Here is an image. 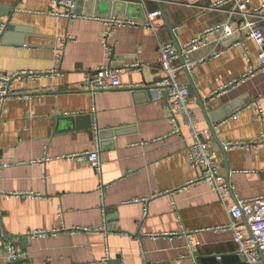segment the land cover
<instances>
[{"label":"crops","instance_id":"crops-1","mask_svg":"<svg viewBox=\"0 0 264 264\" xmlns=\"http://www.w3.org/2000/svg\"><path fill=\"white\" fill-rule=\"evenodd\" d=\"M245 1L255 10L264 5ZM76 2L81 18L69 20L53 15V0H0V72L46 74L18 76L14 95L0 103V159L8 164L0 178V264H108L118 257L116 264H248L233 233L217 228L230 224L228 210L238 201L264 197V72L229 87L260 67L261 48L238 34L220 44V57L209 45L190 55V71L178 73L200 97H190L198 129L213 137V127L224 146L213 137L228 197L196 180L189 132L174 133L168 100L153 91L163 77L160 43L181 49L209 28L235 25L236 2ZM157 10L171 30L160 17L158 33L137 25L106 36L96 19L144 23ZM104 66L124 86L92 96L83 78ZM97 150L101 179L86 161L63 158ZM39 230L47 234L31 236ZM8 245L23 259L8 261Z\"/></svg>","mask_w":264,"mask_h":264},{"label":"built area","instance_id":"built-area-1","mask_svg":"<svg viewBox=\"0 0 264 264\" xmlns=\"http://www.w3.org/2000/svg\"><path fill=\"white\" fill-rule=\"evenodd\" d=\"M128 2H137L146 0H126ZM236 2L235 9L230 11V16L236 19V26L233 22L226 23L223 26L209 28L199 37L190 41L189 44L182 47L180 50L174 44L161 42L159 52L161 55V70L163 73L162 81L157 85L154 91L156 100L166 96L168 107L171 113L174 126V133H181L182 129L189 132L190 145V164L195 169L199 170L197 181L207 183L214 192L218 193L222 198L229 196L230 186L224 181L223 176L219 173V167L213 155V137L211 133L204 132L198 129L196 123L195 112L190 107V93L188 87L179 82L178 73L181 70L190 71L192 63H188L190 55L209 45L214 46V56L220 57L223 51H219L220 44L228 39L235 37L238 34H244L246 38L257 43L261 48L259 59L261 60L260 67L257 69L250 68L243 74L242 79L233 80L229 87L239 85L247 80L256 72H264V34L260 26V18L264 12V5L257 10L251 9L245 0H234ZM54 10L53 15L63 17L69 20L81 18V15L75 12L77 7L76 0H53ZM64 8V11L61 9ZM161 17V11H154L147 15L144 23L139 20L133 21L124 17H108L98 19L107 26L106 36L115 31L117 28L124 26L145 25L154 33H158L160 25L157 23ZM213 38V39H212ZM185 63H183V61ZM134 67L139 68L141 64H136ZM27 75L30 77H41L46 74L29 71L19 72L18 74L9 75L0 72V103H5L13 94V80L18 76ZM124 85L119 80V75L111 67L104 66L96 70L88 71L82 82V89L85 92L91 93L92 96L106 90L121 89ZM259 115L263 119L264 111L259 109ZM235 146L227 144V147ZM226 148V147H225ZM67 160H82L90 164L95 170V173L102 178L103 167L100 152L92 151L85 154H72L63 156ZM8 164L0 159V178L3 175L4 169ZM100 190L103 191L104 184L100 181ZM13 194H7V197H12ZM146 201V200H144ZM103 218L106 219L107 211L105 205L102 208ZM228 215L231 217L228 226L217 228L222 231H231L233 233V241L237 246L238 253L242 255L248 264H264V197L246 199L238 201L228 210ZM107 221V219H106ZM105 230V228H104ZM248 230V232H247ZM47 233L43 230L32 233L31 236L39 237ZM191 237L190 234L187 235ZM189 240V239H188ZM190 244V240H189ZM5 256L8 261H19L23 259V255L16 249L14 245L6 247Z\"/></svg>","mask_w":264,"mask_h":264},{"label":"water","instance_id":"water-1","mask_svg":"<svg viewBox=\"0 0 264 264\" xmlns=\"http://www.w3.org/2000/svg\"><path fill=\"white\" fill-rule=\"evenodd\" d=\"M161 17L166 21V24H167V27L171 30V27L169 26V24L167 23V20H166V17H165V13H164V11L163 10H161ZM178 50H180V48H178ZM183 61V60H182ZM183 63H185V61H183ZM188 90H189V93H190V95H191V93L193 94H195V95H197V92H196V89H195V86H194V84L193 83H191V85H189L188 86ZM198 96V95H197ZM199 97V96H198ZM200 98V97H199ZM200 100V103H201V105L203 106V101L201 100V99H199ZM212 132H213V137H214V139H215V141H216V143H217V145H219V146H222V143L217 139V136L215 135V132H214V129H213V127H212ZM223 148H224V146H222ZM10 239V238H9ZM10 240H12V239H10ZM120 257H118V260L117 261H115V260H111V261H109V263L108 264H116V263H120Z\"/></svg>","mask_w":264,"mask_h":264}]
</instances>
